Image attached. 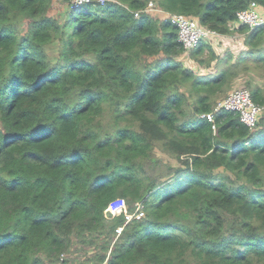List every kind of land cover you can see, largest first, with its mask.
I'll return each mask as SVG.
<instances>
[{
  "label": "trees",
  "instance_id": "obj_1",
  "mask_svg": "<svg viewBox=\"0 0 264 264\" xmlns=\"http://www.w3.org/2000/svg\"><path fill=\"white\" fill-rule=\"evenodd\" d=\"M251 1L264 14V0H111L62 22L55 0H0V264H64L76 243L96 264H264V86L249 82L253 129L201 116L241 72L264 75V25L237 21ZM152 3L246 48L231 62L202 40L196 70Z\"/></svg>",
  "mask_w": 264,
  "mask_h": 264
},
{
  "label": "built area",
  "instance_id": "obj_2",
  "mask_svg": "<svg viewBox=\"0 0 264 264\" xmlns=\"http://www.w3.org/2000/svg\"><path fill=\"white\" fill-rule=\"evenodd\" d=\"M70 8H77L83 4L90 2H99L104 5L106 2L111 0H71ZM157 11L159 16L162 19H168L177 26L178 29V40L182 43L184 49L192 47L193 45H198L202 40H208L214 36L222 35L214 29H210L203 24H201L194 16H186L185 13L181 12H171L166 11L160 6L152 3L149 4L144 11L150 12ZM142 10L134 11L135 16H139ZM237 21L249 26L250 30L264 25V14L260 12L258 8V3L256 1H251L247 7L240 9L237 12ZM220 110H230L240 114V119L245 124H247L252 129L257 125L259 116L262 114L263 106L259 103H256L252 98V93L249 88L241 86L236 89H232L223 99H219L215 104L214 108L210 112L203 113L201 116L206 117L209 121H214L216 112ZM215 128V125H213ZM118 201V200H117ZM113 202L111 205V210L113 213L119 210L123 200H120L121 203L116 204ZM116 206V207H114ZM142 207V205L140 206ZM141 211V208L137 209L133 213L127 214V219H131ZM139 215V214H138ZM118 231H121L122 228H118Z\"/></svg>",
  "mask_w": 264,
  "mask_h": 264
},
{
  "label": "rangeland",
  "instance_id": "obj_3",
  "mask_svg": "<svg viewBox=\"0 0 264 264\" xmlns=\"http://www.w3.org/2000/svg\"><path fill=\"white\" fill-rule=\"evenodd\" d=\"M71 3H72L71 0H55L53 6L51 8V13L54 14L55 16H57L59 18V20H61L63 22V21H65L66 15L70 11V9H72V8H70ZM73 9H75V8H73ZM172 12H179V11L173 10ZM151 13H155L156 15H159V13L157 11H154V10L151 11ZM184 15L186 16V14H184ZM188 16H193V15L188 14ZM216 36L209 38V40L212 42V45H215V50L217 52L222 53V56L224 54L228 53V55L225 56L224 58L225 59L228 58L227 60H230L231 62L235 61L238 58L239 54L242 51H244V49L246 48V47H244L245 46L244 45V38H242V36L239 34H235V32H232V34H223V36H221L222 39L220 37H216ZM195 46L196 45H193L192 47L184 50L180 59L183 60L185 62V64H187L188 66L194 67L196 70H198V66L200 64H198L196 61H194L192 59H191V61H189V59H188L189 57L187 55L189 53L188 51L193 49ZM202 67H204V66L202 65ZM205 68L209 69V66L205 67ZM200 72H205V71L200 70ZM214 72H216V70H212L210 73H214ZM202 74H206V73H202ZM263 76H264L263 74L253 75V73L249 74L246 72H241L238 75V77L236 78L232 88L234 90L236 88L244 86V87L250 89L249 82L252 79L255 80L256 84H260V85L264 86V77ZM232 88L230 89V91H232ZM225 96H223L221 99H223ZM119 203H121V201ZM114 207H116V206H114ZM111 212H113V211L111 210ZM94 253H95L94 248L92 249V248L88 247V245H85V244L80 245L79 243H76L72 247L71 251L69 253L65 254V258H66L67 262L64 264H96L90 258V256Z\"/></svg>",
  "mask_w": 264,
  "mask_h": 264
},
{
  "label": "crops",
  "instance_id": "obj_4",
  "mask_svg": "<svg viewBox=\"0 0 264 264\" xmlns=\"http://www.w3.org/2000/svg\"><path fill=\"white\" fill-rule=\"evenodd\" d=\"M231 34H232V33H231ZM233 34H234V33H233ZM235 34H239V35H240L239 32H235ZM221 36H223V35L216 36V37H220V38H221ZM231 36H232V35H231ZM211 38H212V37H211ZM242 38H243V37H242ZM221 39H222V38H221ZM220 44H221V43H220ZM220 44H219V45H220ZM213 46H214V49H215V45H213ZM215 51H216V50H215ZM216 52H217V51H216ZM218 53H220V52H218ZM220 54L222 55V53H220ZM209 69H210V67H209ZM209 69H207V68H205V67H202V68H201L202 71H206V72H209V71H208Z\"/></svg>",
  "mask_w": 264,
  "mask_h": 264
},
{
  "label": "clouds",
  "instance_id": "obj_5",
  "mask_svg": "<svg viewBox=\"0 0 264 264\" xmlns=\"http://www.w3.org/2000/svg\"><path fill=\"white\" fill-rule=\"evenodd\" d=\"M154 4H156V3H154ZM156 5H158V4H156ZM159 6V5H158ZM161 7V6H160ZM162 8V7H161ZM164 9V8H163ZM165 10V9H164ZM172 12V11H171ZM164 20V19H163ZM222 34V33H221ZM223 35V34H222ZM206 41H208V40H206ZM210 41V40H209Z\"/></svg>",
  "mask_w": 264,
  "mask_h": 264
}]
</instances>
